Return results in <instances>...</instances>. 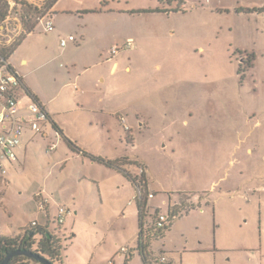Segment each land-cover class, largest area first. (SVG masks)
<instances>
[{
    "label": "rangeland",
    "instance_id": "1",
    "mask_svg": "<svg viewBox=\"0 0 264 264\" xmlns=\"http://www.w3.org/2000/svg\"><path fill=\"white\" fill-rule=\"evenodd\" d=\"M184 2L175 11L178 4L167 0H61L59 10L92 9L65 26L85 27L89 46L97 36L108 44L116 34L119 46L133 40L120 52L115 77L107 70L105 81L93 72L100 68L89 72L103 89L91 98L122 105L125 124L137 130L138 154L157 194L152 208L170 194L188 210L153 249L170 254L174 264H264V0ZM19 3L0 25V48L13 46L27 21L38 19L39 13L26 17V5L42 10L44 0ZM30 156L37 165L28 159L22 168L7 163L0 169V228L47 224L36 199L45 191L63 264H144L136 251L137 182L110 170L97 188L86 180L80 187L67 184L63 189L76 198L67 205L51 195L59 170L43 168L40 149ZM63 205L78 212L69 214L67 230L56 219Z\"/></svg>",
    "mask_w": 264,
    "mask_h": 264
},
{
    "label": "crops",
    "instance_id": "2",
    "mask_svg": "<svg viewBox=\"0 0 264 264\" xmlns=\"http://www.w3.org/2000/svg\"><path fill=\"white\" fill-rule=\"evenodd\" d=\"M60 2L61 0L50 10L53 16L54 29L46 32L41 25H37L33 32L24 37L10 56V62L23 76L24 85L35 99L45 105L51 118L41 123V131L32 129L24 122L30 116L29 101L27 98L22 99V107L18 114V120L24 123L21 143L15 149L16 159L12 162H6V164L9 163L16 170V165L22 168L26 161L31 159L37 165L38 162L33 157H29L38 152V149L43 151L45 157L43 168L47 169L46 165H49V169L57 168L59 170L57 180L60 183H58V189L53 190L51 195L57 194L63 201L62 203L67 205L76 201L73 195L67 194L70 192L63 189L67 184L80 187V182L86 180L88 184H93L97 188L102 179L110 177L108 173L110 170L123 174L128 181L132 182L126 176L125 171L136 178L140 169L144 168L147 188L154 194L150 201L154 200L157 194L149 185V165L143 156L138 154L137 130L134 126L129 125L130 130H126L121 121L123 117L126 118L123 114L122 105H118L115 101L108 104L102 95L100 98L92 100L103 89L96 86L93 82L94 77L89 72L100 68L93 72H100L107 81L104 73L108 70L109 76L115 77L123 64L120 58L121 51L117 54L111 52V49L117 45L118 36L116 34L112 36L108 44L103 43L102 38L97 36L96 43L89 46L87 44L88 33L85 27L77 25L74 32L72 28H65V26L68 25L69 18H74V16L78 18L80 12H90L92 9H76L75 11V9L64 7L59 10ZM75 12L78 14L74 15ZM59 22H62L61 26L63 24L64 26L61 27ZM69 25L71 26L70 23ZM38 32L48 35L45 39H40ZM50 32L55 33L49 35ZM69 35H74L76 39L63 46L61 39ZM22 50H24L23 53ZM83 84L90 89L84 91ZM24 93L25 91H20L23 97ZM137 116L139 118V114ZM143 126L144 124L140 125L139 131L142 130ZM4 129L5 125H0V132ZM67 140L72 141L75 146L72 147ZM54 144L56 147L51 149ZM95 157H105L112 160L125 157L126 161L122 169H117L98 162ZM100 169L106 170L103 176L97 174ZM74 172H77V177L71 176ZM47 177H49L48 174L45 175L44 179ZM45 196L49 197V194L41 191L40 196L36 199L39 203H45L43 209L48 214L47 224H49L50 214L47 202L49 199L44 198ZM172 198L173 196L169 194L168 198L158 202L155 206L162 208L164 203L168 205L170 202L177 201H173ZM0 204H4V201H0ZM150 205L152 209V204L150 203ZM69 214L77 215L78 212L72 213L69 209L64 222L61 224L65 230H67V226L64 223L68 220ZM31 223L21 225L19 228L12 226V232L0 228V234L11 235ZM37 223L45 225L41 219ZM159 251L155 252L158 253ZM167 255L171 263L174 264L175 261L170 254L167 253Z\"/></svg>",
    "mask_w": 264,
    "mask_h": 264
},
{
    "label": "trees",
    "instance_id": "3",
    "mask_svg": "<svg viewBox=\"0 0 264 264\" xmlns=\"http://www.w3.org/2000/svg\"><path fill=\"white\" fill-rule=\"evenodd\" d=\"M59 0H44L42 10L38 7H31L26 5L25 14L29 17L31 14L39 13L38 17L45 15L50 11ZM164 3L165 0H159ZM168 3L176 2L178 7L174 9L179 10L185 4L184 0H167ZM256 10V9H255ZM264 10V9H259ZM248 11V10H247ZM250 11V10H249ZM9 15V2L8 0H0V25L3 24ZM30 20V19H28ZM38 25V19L36 21H27L25 33L21 38L10 48H0L1 54L7 58L15 51L24 37L33 32ZM21 90L31 94L29 89L23 84L20 87ZM35 98V97H34ZM67 142L73 147L74 143L70 140ZM95 160L103 163L104 165L112 168L122 169L126 158H120L116 160L108 159L105 157H95ZM126 176L135 183V178L131 174L125 171ZM182 192L178 193L179 195ZM206 193V191H205ZM184 194V193H183ZM181 205L170 207L168 204V211L166 212L167 218L165 221L159 223V213L163 212L158 207L146 210V200L137 201L138 214H139V232L136 251L141 256L144 264H172L167 253L159 251L156 253L153 249V243L162 241L166 233L171 230L174 222L182 217L186 212L184 209V203L180 200ZM151 211V212H150ZM150 212V213H149ZM60 224V223H59ZM61 225V224H60ZM17 250L31 251L37 254L53 264H63L64 253L61 238L58 235V229H51L49 224H29L27 227L20 229L18 232L9 234H0V263L11 252ZM129 256L131 255V252ZM157 256V257H156ZM162 256H166L168 261L160 263L159 259ZM156 259V261H155ZM155 261V263H153ZM7 264H44L34 257L26 255H14L11 257Z\"/></svg>",
    "mask_w": 264,
    "mask_h": 264
},
{
    "label": "built area",
    "instance_id": "4",
    "mask_svg": "<svg viewBox=\"0 0 264 264\" xmlns=\"http://www.w3.org/2000/svg\"><path fill=\"white\" fill-rule=\"evenodd\" d=\"M9 13L15 6H20L19 0H8ZM9 16V15H8ZM7 16V17H8ZM38 25L43 27L46 32L54 29V21L51 11H48L45 15L38 17ZM76 37L69 35L61 39V44L66 46L69 41H74ZM133 40L128 39L127 43L123 46L116 45L111 49L112 54H117L125 48L132 47ZM23 76L10 62V57L7 58L1 54L0 51V125H5L4 131L0 132V169L5 172L6 162H12L16 159L15 149L21 143V136L23 133L24 123L18 120V114L22 107V99H28V107L30 110V116L24 122L27 123L32 129L41 131V123L50 120V114L40 101L35 99L31 94L25 92L24 97L20 94V87L23 86ZM123 124L126 120L123 117L121 119ZM126 130H130V127L125 124ZM54 144L51 149H54ZM137 182V191L134 199L137 201L146 200V210H151L149 203L150 199L154 197V194L147 188V182L144 179V168L140 169L139 175L135 178ZM41 208L45 207V203H40ZM181 205L180 201H174L170 203V207ZM162 210L161 207H158ZM69 209L65 205L60 206L57 213V221L62 224ZM188 211V210H187ZM186 211V212H187ZM151 212V211H150ZM149 212V213H150ZM167 215L165 212L159 213V223L165 221ZM37 222H32L36 224ZM123 252H129L128 248L123 247ZM157 257V256H156ZM156 261V259H155ZM155 261L153 263H155ZM168 261L166 256H162L159 259L160 263Z\"/></svg>",
    "mask_w": 264,
    "mask_h": 264
},
{
    "label": "water",
    "instance_id": "5",
    "mask_svg": "<svg viewBox=\"0 0 264 264\" xmlns=\"http://www.w3.org/2000/svg\"><path fill=\"white\" fill-rule=\"evenodd\" d=\"M14 255H26V256H29V257H34V258L38 259L39 261H41L44 264H53V263L49 262L48 260H46L45 258H43V257H41V256H39L37 254L32 253L31 251H24V250H17V251H13V252L9 253L3 259V261L0 264H7L9 259L11 257H13Z\"/></svg>",
    "mask_w": 264,
    "mask_h": 264
},
{
    "label": "flooded vegetation",
    "instance_id": "6",
    "mask_svg": "<svg viewBox=\"0 0 264 264\" xmlns=\"http://www.w3.org/2000/svg\"><path fill=\"white\" fill-rule=\"evenodd\" d=\"M194 207H196V206H194ZM194 207H193V208H194Z\"/></svg>",
    "mask_w": 264,
    "mask_h": 264
}]
</instances>
